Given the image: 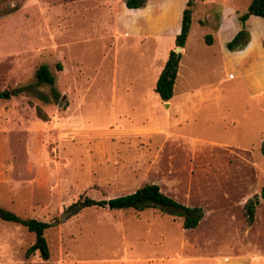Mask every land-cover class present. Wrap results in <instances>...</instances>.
<instances>
[{"label":"rangeland","instance_id":"1","mask_svg":"<svg viewBox=\"0 0 264 264\" xmlns=\"http://www.w3.org/2000/svg\"><path fill=\"white\" fill-rule=\"evenodd\" d=\"M147 1L155 34L124 0H0V89L25 86L0 99V205L52 223L43 259L26 255L33 232L0 219V264H264V85L222 54L246 46L226 37L250 0L195 1L171 103L154 82L186 0ZM224 6L236 16L219 33ZM147 183L200 206L197 226L169 208L70 207Z\"/></svg>","mask_w":264,"mask_h":264},{"label":"trees","instance_id":"2","mask_svg":"<svg viewBox=\"0 0 264 264\" xmlns=\"http://www.w3.org/2000/svg\"><path fill=\"white\" fill-rule=\"evenodd\" d=\"M196 0H186L185 6L182 9L180 30L174 37L175 46L184 47L192 19V10ZM126 8L143 7L146 0H124ZM130 10V9H129ZM257 15L264 18V0H250L246 11L238 15V20L241 23V28L236 32L233 38L226 43L229 49L243 48L249 41V32L245 28V21L251 15ZM207 43H212V35L207 33L205 36ZM181 58V51L176 52L170 49L167 58L158 74L155 82V91L162 101H168L173 95L174 83L178 72L179 61ZM36 84H45L50 86L51 92L55 99L58 98L59 93L53 87L54 75L46 64H41L35 72ZM25 91V86H16L13 88L0 89V99H8L12 95H18ZM36 113L41 118L46 119V114L43 110L36 106ZM261 150L264 152V143L261 144ZM264 196V186H262L260 193ZM258 198L255 195L245 203L246 222L251 224L254 219L255 206L258 203ZM82 207H106L108 209H136L142 210L147 207H159L173 209L175 215L181 218V225L183 228H194L199 223L203 216V211L200 206L186 205L175 198L164 193L158 184L147 183L132 192L113 196L109 198L96 199L84 195L74 202L73 206ZM0 219L11 221L20 224L27 228L28 231L34 233V241L26 249V255L38 251L43 259L49 257V246L44 235V232L52 223L39 220L34 217H21L12 210H9L0 205Z\"/></svg>","mask_w":264,"mask_h":264},{"label":"crops","instance_id":"3","mask_svg":"<svg viewBox=\"0 0 264 264\" xmlns=\"http://www.w3.org/2000/svg\"><path fill=\"white\" fill-rule=\"evenodd\" d=\"M185 6V2L183 3ZM184 6L180 9V13H175L174 17L175 19H178L179 15V23L181 24V16H182V9ZM134 9V8H129ZM136 12L143 21H146L152 28V34L156 33L157 31V22L159 21V18L157 19V11L152 8L151 5H149V2L147 1L146 5L141 8H135ZM236 11L231 7L224 6L222 10V16L221 20L219 22V26L217 29V32L222 33L229 30L227 27L228 19L227 14L235 15ZM236 16V15H235ZM257 15L251 14L245 21L247 29L250 33L249 41L247 42L246 46L238 51L233 52H227L224 47H222V54L224 60L230 65L232 68H240L245 71V74H255L256 78L254 79L256 84H259L260 86L264 85V57L262 55L264 54V18L263 17H255ZM259 19V20H258ZM159 23V22H158ZM259 25L261 26L259 28ZM180 25L172 31V35H175L179 32ZM238 30V26L235 25L233 29L229 30L226 39L231 38ZM261 30H263V34L261 33ZM151 33V32H150ZM213 41H215V38L213 37ZM175 45V44H174ZM181 51L183 47H180ZM169 52V51H168ZM167 52V55H168ZM167 55L165 56V60L167 58ZM164 60V61H165ZM162 68V66H161ZM160 68V70H161ZM159 70V72H160ZM158 72V74H159ZM158 74L156 76V79L158 77ZM155 79V82H156ZM154 82V87H155ZM169 103H171L170 99L168 100Z\"/></svg>","mask_w":264,"mask_h":264},{"label":"water","instance_id":"4","mask_svg":"<svg viewBox=\"0 0 264 264\" xmlns=\"http://www.w3.org/2000/svg\"><path fill=\"white\" fill-rule=\"evenodd\" d=\"M175 51H176V52H179V51H180V46H176ZM164 104H165L166 106L169 105L168 102H165ZM70 211H71V210H68V211L63 212V213L60 215V217H59L60 221H62V220L65 218V216H66Z\"/></svg>","mask_w":264,"mask_h":264}]
</instances>
